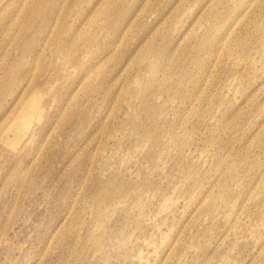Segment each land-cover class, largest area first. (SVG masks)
<instances>
[{"label": "rangeland", "instance_id": "obj_1", "mask_svg": "<svg viewBox=\"0 0 264 264\" xmlns=\"http://www.w3.org/2000/svg\"><path fill=\"white\" fill-rule=\"evenodd\" d=\"M0 264H264V0H0Z\"/></svg>", "mask_w": 264, "mask_h": 264}]
</instances>
